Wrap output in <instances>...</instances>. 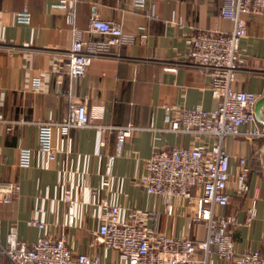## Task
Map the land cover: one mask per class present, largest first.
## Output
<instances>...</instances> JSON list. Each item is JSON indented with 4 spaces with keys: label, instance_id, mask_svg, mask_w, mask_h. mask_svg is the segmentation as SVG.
I'll return each instance as SVG.
<instances>
[{
    "label": "crops",
    "instance_id": "1",
    "mask_svg": "<svg viewBox=\"0 0 264 264\" xmlns=\"http://www.w3.org/2000/svg\"><path fill=\"white\" fill-rule=\"evenodd\" d=\"M58 1L0 0V179L19 186L11 203H0V243L6 244L11 228L17 239L26 243L42 236L43 230L27 225L36 216L51 235L64 239L73 255L97 253L102 264H122L117 252L95 245L102 199L118 204L125 215L133 209L156 212L159 230L168 235L203 239L204 222L190 219L193 205L172 197V214L167 215L162 198L146 194L139 180L146 172L145 160L155 149L214 143L209 136L177 134L168 128L180 109L212 110L216 105L209 77L186 53L193 32L231 30L232 23L219 16L222 0H144L143 6H137L135 0H68L74 1L75 28L83 42L100 37L89 30L93 13L115 21L133 35L131 44L95 57L79 78H70L65 66L76 35L66 23L65 10L53 6ZM24 9L29 12V22H17L14 14ZM245 23L233 86L261 97L264 16L245 17ZM167 67H176V71H167ZM35 76H39L38 89L33 88ZM68 91L77 100H85L90 113L101 116L95 122L137 128L115 156L110 174L106 164L116 151L115 135L99 136L92 127L70 130L66 138L54 130L53 144L66 154L49 163L39 156L37 167L19 164L21 148L37 147L36 123L66 118ZM164 105L170 108L168 114ZM224 147L233 158H246L249 191L245 197L238 195L231 178L229 205L217 211L244 222L245 209L257 188L255 218L233 237L237 252L259 249L264 255V143L231 137L224 140ZM235 166L232 161V173ZM105 181L107 185H103ZM74 187L77 203L74 222L69 224L67 204L61 196L64 189ZM0 261L12 264L4 255ZM210 261L226 264L215 253Z\"/></svg>",
    "mask_w": 264,
    "mask_h": 264
},
{
    "label": "built area",
    "instance_id": "2",
    "mask_svg": "<svg viewBox=\"0 0 264 264\" xmlns=\"http://www.w3.org/2000/svg\"><path fill=\"white\" fill-rule=\"evenodd\" d=\"M135 4L143 6L144 0H135ZM53 6L65 10L66 23L76 35L65 62L70 78L84 76L95 57L108 55L112 48L133 42V35L124 32L121 25L93 13L89 30L100 37L85 43L77 36L79 31L75 28L74 1L59 0ZM255 15L264 16V0H222L219 16L232 23L231 30L225 33L202 29L191 34L186 55L194 66L209 77V91L216 105L212 110L180 109L168 130L177 134L209 136L214 143L210 146L155 149L145 160L146 172L139 180L146 194L162 198L167 215L172 214V197L193 205L194 213L190 219L204 222V238L193 240L185 235H168L159 230L156 212L133 209L125 215V210L118 204L102 199L95 245L102 250L117 252L122 264H212V253L226 264H264V255L259 249L248 248L237 252L233 237L235 232L255 218L258 189L252 192L244 222H238L235 215L217 211L229 205L231 196L227 189L231 178L238 195L245 197L249 191L250 169L246 158L230 156L224 147V140L241 137L264 143V128L254 116V105L259 95L233 86L240 60L239 42L246 36L245 17ZM14 19L28 23L29 12L26 9L17 12ZM166 70L175 72L176 67H167ZM38 84L39 76H35L33 88L38 89ZM66 97V118L36 123L37 147L21 148L19 164L37 167L39 156L49 163L58 155L66 154L63 148L54 146V130L66 138L70 130L92 127L99 136L105 133L115 135L116 151L107 157L106 164L107 174H110L115 156L119 155L123 143L137 128L130 124L111 126L97 123L94 120L101 119V116L97 112L90 113L85 100H77L70 91ZM164 109L168 114L170 108L164 105ZM232 161L236 165L233 173ZM107 184V181L103 182V185ZM76 189L66 188L61 196L67 204L69 224L74 222ZM18 190L17 184L0 179V203H11ZM148 220L152 224L148 225ZM27 225L38 227L44 233L35 241L26 243L18 240L14 228H11L6 244L0 243V256H6L12 264H102L97 253L73 255L64 239L51 235L46 224L36 216L29 219ZM0 264L3 263L0 261Z\"/></svg>",
    "mask_w": 264,
    "mask_h": 264
},
{
    "label": "water",
    "instance_id": "3",
    "mask_svg": "<svg viewBox=\"0 0 264 264\" xmlns=\"http://www.w3.org/2000/svg\"><path fill=\"white\" fill-rule=\"evenodd\" d=\"M254 116L257 123L264 128V95L259 97L255 102Z\"/></svg>",
    "mask_w": 264,
    "mask_h": 264
}]
</instances>
